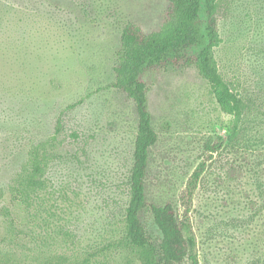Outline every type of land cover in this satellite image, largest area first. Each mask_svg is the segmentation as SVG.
<instances>
[{"label":"rangeland","instance_id":"obj_1","mask_svg":"<svg viewBox=\"0 0 264 264\" xmlns=\"http://www.w3.org/2000/svg\"><path fill=\"white\" fill-rule=\"evenodd\" d=\"M218 2L223 42L215 55L247 103L242 137L227 145L230 116L195 69L148 74L159 141L147 195L174 204L187 227L191 254L183 264H264V0ZM168 6L0 0V208L29 148L50 137L60 117L62 155L49 176L74 190L73 214L59 219L69 234L64 242L9 244L0 215V264H133L111 246L128 203L138 120L133 100L112 87L114 67L124 26L154 31ZM186 188L194 191L188 215L180 198ZM145 221L159 239L148 213Z\"/></svg>","mask_w":264,"mask_h":264},{"label":"trees","instance_id":"obj_2","mask_svg":"<svg viewBox=\"0 0 264 264\" xmlns=\"http://www.w3.org/2000/svg\"><path fill=\"white\" fill-rule=\"evenodd\" d=\"M168 2L158 29L145 32L132 22L124 26L114 67L112 87L133 100L138 120L128 203L119 237L111 246L119 254L131 256L133 264H183L191 254L187 227L174 204H155L147 195L151 151L159 141L149 111L147 75L195 69L209 85L221 111L230 116L225 126L227 145L235 147L239 144L247 110L244 98L223 76L215 55L223 42L219 31L218 0ZM63 134L60 117L50 137L31 145L25 163L9 185L8 204L0 208V215L6 223L5 239L9 244L28 239L33 242L36 237L64 242L69 237L59 219L62 214L66 218L73 214L74 190L69 186L57 187L49 176L52 166L62 155ZM71 137L74 138V134ZM209 150L216 152L214 145ZM193 193V188H186L180 196L187 215ZM147 213L160 232L159 239L154 238L147 228Z\"/></svg>","mask_w":264,"mask_h":264}]
</instances>
